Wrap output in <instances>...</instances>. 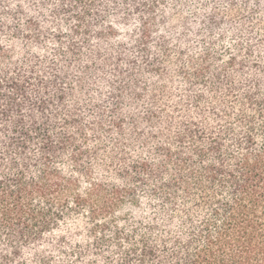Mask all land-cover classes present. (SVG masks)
Listing matches in <instances>:
<instances>
[{
  "label": "trees",
  "instance_id": "16d2710c",
  "mask_svg": "<svg viewBox=\"0 0 264 264\" xmlns=\"http://www.w3.org/2000/svg\"><path fill=\"white\" fill-rule=\"evenodd\" d=\"M0 264H264V0H0Z\"/></svg>",
  "mask_w": 264,
  "mask_h": 264
}]
</instances>
